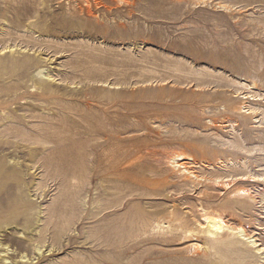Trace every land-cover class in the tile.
<instances>
[{"label": "rangeland", "instance_id": "rangeland-1", "mask_svg": "<svg viewBox=\"0 0 264 264\" xmlns=\"http://www.w3.org/2000/svg\"><path fill=\"white\" fill-rule=\"evenodd\" d=\"M176 263L264 264V0H0V264Z\"/></svg>", "mask_w": 264, "mask_h": 264}, {"label": "bare ground", "instance_id": "bare-ground-1", "mask_svg": "<svg viewBox=\"0 0 264 264\" xmlns=\"http://www.w3.org/2000/svg\"><path fill=\"white\" fill-rule=\"evenodd\" d=\"M182 156V155H181ZM183 160V158H181ZM178 163V162H177ZM182 164V163H181ZM177 166V165H176ZM188 167V166H187ZM189 173V172H188ZM220 180V179H219ZM216 185V184H215ZM230 185V184H229ZM223 194V193H222ZM203 212V211H202ZM202 214V213H201ZM213 216V215H212ZM216 217V216H215ZM206 219V218H205ZM205 219L203 221H205ZM225 222V221H224ZM222 220L218 218H207L206 223L211 229H214L218 233H222L226 230H229L230 228L225 224ZM170 225V224H169ZM204 225V223H203ZM206 225V224H205ZM205 227V226H204ZM232 227V226H231ZM235 227V226H234ZM203 228V227H202ZM242 228V227H241ZM243 229V228H242ZM245 230V229H244ZM244 230H241V233L244 234ZM195 232V231H194ZM241 235V234H240ZM248 237V236H247ZM254 237V236H253ZM254 239V238H253ZM257 243V242H256ZM255 244V243H254ZM257 245V244H256ZM198 248V247H197ZM196 248V249H197ZM261 248V247H260ZM194 251V250H193ZM256 251V250H255ZM257 252V251H256ZM195 253V252H194ZM216 257V256H215ZM187 259V258H186ZM185 259V260H186ZM194 259V258H193ZM207 259V258H206ZM220 260V259H219ZM187 261V260H186ZM205 262V261H203ZM220 262V261H219ZM189 263V262H188ZM209 263V262H208ZM177 264V263H176ZM202 264V263H201Z\"/></svg>", "mask_w": 264, "mask_h": 264}]
</instances>
